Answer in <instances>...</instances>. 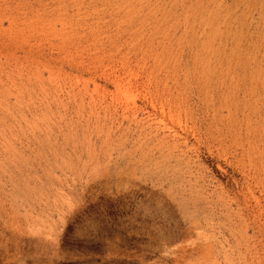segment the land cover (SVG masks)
<instances>
[{
  "label": "rangeland",
  "instance_id": "374dc122",
  "mask_svg": "<svg viewBox=\"0 0 264 264\" xmlns=\"http://www.w3.org/2000/svg\"><path fill=\"white\" fill-rule=\"evenodd\" d=\"M0 264H264V0H0Z\"/></svg>",
  "mask_w": 264,
  "mask_h": 264
}]
</instances>
